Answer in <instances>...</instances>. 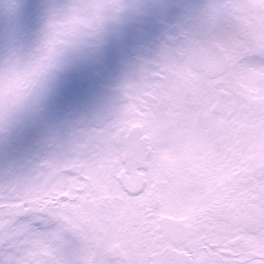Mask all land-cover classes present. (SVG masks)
<instances>
[{"label":"snow or ice","instance_id":"6c2138e0","mask_svg":"<svg viewBox=\"0 0 264 264\" xmlns=\"http://www.w3.org/2000/svg\"><path fill=\"white\" fill-rule=\"evenodd\" d=\"M0 18V264H264V0H0ZM82 65L110 74L44 121Z\"/></svg>","mask_w":264,"mask_h":264},{"label":"flooded vegetation","instance_id":"af4514ba","mask_svg":"<svg viewBox=\"0 0 264 264\" xmlns=\"http://www.w3.org/2000/svg\"><path fill=\"white\" fill-rule=\"evenodd\" d=\"M3 33L4 24L2 18H0V42H2ZM101 71H104L106 74H110L109 69H102L96 65L78 66L65 73L61 79L59 91L49 103L47 111L43 116V120L51 121L62 114L66 105L62 107L60 101L64 90L69 84H83L86 85L88 89H92L98 86L99 81L95 78L99 76ZM32 134H34V131L28 133L29 136H31ZM12 150L13 147L11 145L0 144V162H3Z\"/></svg>","mask_w":264,"mask_h":264}]
</instances>
